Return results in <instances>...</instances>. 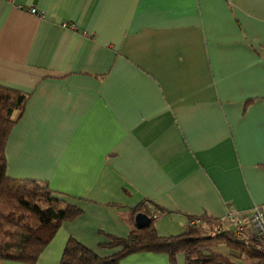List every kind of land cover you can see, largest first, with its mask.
<instances>
[{
  "label": "crops",
  "instance_id": "obj_1",
  "mask_svg": "<svg viewBox=\"0 0 264 264\" xmlns=\"http://www.w3.org/2000/svg\"><path fill=\"white\" fill-rule=\"evenodd\" d=\"M0 84L25 94L7 174L83 210L36 264L71 236L112 254L103 232L126 237L145 200L160 234L264 205V0H0Z\"/></svg>",
  "mask_w": 264,
  "mask_h": 264
},
{
  "label": "trees",
  "instance_id": "obj_2",
  "mask_svg": "<svg viewBox=\"0 0 264 264\" xmlns=\"http://www.w3.org/2000/svg\"><path fill=\"white\" fill-rule=\"evenodd\" d=\"M24 95L19 89L0 84V258L36 264L63 222L79 217L83 210L61 197L63 193L54 191L47 181L7 174V141L23 114ZM156 211L167 212L145 200L130 208L132 228L126 237L103 232L108 240L99 243V247L114 250L107 256L69 237L60 264H120L124 258L140 252L167 254L170 264H178L180 253L185 255L186 264H235L228 256L202 247L205 240L215 238L226 240L244 255L260 257L258 264H264V255L257 253L255 241L237 238L230 230L218 232L223 223L218 218L207 214L191 216L180 234L162 235L156 226ZM137 213L149 215L151 224L139 229L135 224ZM197 218L201 221L196 223Z\"/></svg>",
  "mask_w": 264,
  "mask_h": 264
},
{
  "label": "built area",
  "instance_id": "obj_3",
  "mask_svg": "<svg viewBox=\"0 0 264 264\" xmlns=\"http://www.w3.org/2000/svg\"><path fill=\"white\" fill-rule=\"evenodd\" d=\"M16 4V0H7ZM22 7V5H19ZM32 14L44 16L36 7L29 10ZM64 26L76 28L75 24L64 23ZM159 212L154 213V217H158ZM201 219L197 218L196 223ZM195 221H193L194 223ZM222 224L217 228L218 232L230 230L234 236L240 239L251 238L256 243L257 253L264 255V205H256L250 211L234 210L229 208L227 214L222 220ZM237 260H232L235 264H258L262 261L260 257H250L237 252Z\"/></svg>",
  "mask_w": 264,
  "mask_h": 264
},
{
  "label": "rangeland",
  "instance_id": "obj_4",
  "mask_svg": "<svg viewBox=\"0 0 264 264\" xmlns=\"http://www.w3.org/2000/svg\"><path fill=\"white\" fill-rule=\"evenodd\" d=\"M168 219V218H167ZM177 223H179V221H176V225L174 226H168L169 224H162L160 227V232L162 234H180L181 232H183L184 229H181V227L179 225H177ZM156 224L157 226L160 225V221L156 220ZM202 247L206 250H212V251H216L219 252L221 254H224L226 256H228L230 259L232 260H237V250L236 248L231 245V244H227L226 240L223 239H208L205 240L203 242ZM185 255L183 253H180L177 255V263L178 264H186V259H184ZM181 258H182V262H181Z\"/></svg>",
  "mask_w": 264,
  "mask_h": 264
},
{
  "label": "water",
  "instance_id": "obj_5",
  "mask_svg": "<svg viewBox=\"0 0 264 264\" xmlns=\"http://www.w3.org/2000/svg\"><path fill=\"white\" fill-rule=\"evenodd\" d=\"M152 222V218L145 213H137L135 216V224L139 229L148 227Z\"/></svg>",
  "mask_w": 264,
  "mask_h": 264
}]
</instances>
